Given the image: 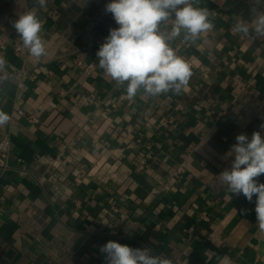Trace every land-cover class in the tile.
Returning <instances> with one entry per match:
<instances>
[{"label":"crops","instance_id":"1","mask_svg":"<svg viewBox=\"0 0 264 264\" xmlns=\"http://www.w3.org/2000/svg\"><path fill=\"white\" fill-rule=\"evenodd\" d=\"M108 2L47 0L38 12L47 55L37 61L11 24L34 0H0V111L10 116L0 264H104L110 240L175 264H264L255 203L230 199L218 180L235 137L264 123V39L232 31L237 15L250 19L249 0H203L213 29L174 44L197 59L189 86L131 101L98 65L118 27ZM21 68L25 89L10 76Z\"/></svg>","mask_w":264,"mask_h":264},{"label":"clouds","instance_id":"2","mask_svg":"<svg viewBox=\"0 0 264 264\" xmlns=\"http://www.w3.org/2000/svg\"><path fill=\"white\" fill-rule=\"evenodd\" d=\"M202 4L203 0H109L104 11L112 15L118 27L109 29L96 53L99 68L117 88L124 89L130 101L138 95H179L189 86L193 69L174 44L178 40L194 44L213 29L212 13ZM46 7L47 0H34L33 7L11 21L23 47L37 61L47 55L38 15ZM249 13L247 20L237 15L232 31L244 39H264V0H249ZM6 67L7 61L0 57V72ZM9 121L10 116L0 111V126ZM235 141L227 153L233 158L230 166L218 180L230 199L243 195L255 203L256 222L264 231V182L259 179L264 175V123L250 138L241 133ZM99 251L104 264H175L169 255L112 240ZM216 259L217 264H226L229 257Z\"/></svg>","mask_w":264,"mask_h":264},{"label":"built area","instance_id":"3","mask_svg":"<svg viewBox=\"0 0 264 264\" xmlns=\"http://www.w3.org/2000/svg\"><path fill=\"white\" fill-rule=\"evenodd\" d=\"M216 2H218V0H216ZM23 47L22 45H18L16 47V49L21 50ZM188 61L191 63V65H195L197 62L196 58H192V59H188ZM86 71L91 74L93 71V65H89L86 68ZM27 73V70L25 68H21L18 71L12 72L10 74V76L12 77H16L18 80V87L19 89H25L26 85L23 81V76L24 74ZM2 78L0 80V89H1V85L3 82ZM19 114L29 118L31 121L35 120L36 118L33 117L32 115H28L26 114V112L23 109H18L17 110ZM167 123V122H166ZM9 149H10V135L9 133L4 132L2 126H0V169L2 170V172H6L10 169V165H9Z\"/></svg>","mask_w":264,"mask_h":264}]
</instances>
